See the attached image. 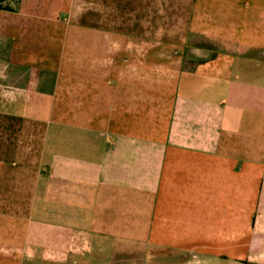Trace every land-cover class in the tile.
Segmentation results:
<instances>
[{
  "label": "crops",
  "instance_id": "0c3cea01",
  "mask_svg": "<svg viewBox=\"0 0 264 264\" xmlns=\"http://www.w3.org/2000/svg\"><path fill=\"white\" fill-rule=\"evenodd\" d=\"M0 264H264V0H0Z\"/></svg>",
  "mask_w": 264,
  "mask_h": 264
}]
</instances>
